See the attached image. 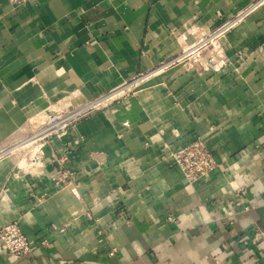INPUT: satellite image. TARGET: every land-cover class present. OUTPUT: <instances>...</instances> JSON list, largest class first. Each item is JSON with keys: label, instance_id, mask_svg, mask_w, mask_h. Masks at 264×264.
<instances>
[{"label": "crops", "instance_id": "crops-1", "mask_svg": "<svg viewBox=\"0 0 264 264\" xmlns=\"http://www.w3.org/2000/svg\"><path fill=\"white\" fill-rule=\"evenodd\" d=\"M250 1L0 0V123L102 105L37 146L0 131V228L32 246L0 264H264V5L214 33ZM197 138L218 166L190 184L163 155Z\"/></svg>", "mask_w": 264, "mask_h": 264}, {"label": "built area", "instance_id": "built-area-1", "mask_svg": "<svg viewBox=\"0 0 264 264\" xmlns=\"http://www.w3.org/2000/svg\"><path fill=\"white\" fill-rule=\"evenodd\" d=\"M17 4H22L30 0H14ZM264 5V0H252L243 8L239 9L230 19L223 22L214 31L216 35L222 34L231 30L233 27L241 23L246 17L256 11L258 8ZM139 78L133 79L131 82H125L118 89L111 91L108 94V98H112L113 95L122 89H126L130 84L138 83ZM94 102L98 103L97 106H93ZM102 105L99 101H91L83 105H72L66 108L59 109V111L51 110L47 116L44 126L36 130L38 136L33 138L22 139L18 144H22L27 141L26 146L36 144L37 141H43L51 136H64L69 129L73 127L77 122L87 117L94 111L100 109ZM33 156H36L34 153ZM37 158V156L35 157ZM163 159L168 161L169 166L179 168L186 181L190 184L195 183L203 176L215 170L218 166L216 157L209 145L201 138H197L187 145L171 149L166 146V152L163 155ZM57 161L61 164V174L58 177V181L61 186L76 184V175L73 171L68 169L65 164L69 161V153L62 154ZM240 195L237 206H241L244 209L248 207L243 206L242 195L244 191L240 189ZM170 220L172 218L170 217ZM264 239V231H257L254 234L253 240ZM0 247L4 251L13 256H24L31 252V242L25 233L22 231L18 222H10L0 228Z\"/></svg>", "mask_w": 264, "mask_h": 264}, {"label": "rangeland", "instance_id": "rangeland-1", "mask_svg": "<svg viewBox=\"0 0 264 264\" xmlns=\"http://www.w3.org/2000/svg\"><path fill=\"white\" fill-rule=\"evenodd\" d=\"M74 104L77 106L79 103L78 102H74ZM98 103H96V105L94 106H97ZM101 107V106H99ZM59 108L60 107H50V108H47V107H39L37 110H33V109H36V107H34L32 109V107H28V108H24V109H19V108H12L11 110V118H13L12 120H9L5 125H3V123H0V131L4 132V131H7V132H12L14 133V135H16L15 133H17L16 131L18 130H38L40 129L41 127L44 126V123L46 122V119H47V116L49 114V112L51 110H56V111H59ZM28 111V112H27ZM31 111V112H30ZM32 113V114H31ZM43 115V117L41 116ZM43 119V120H42ZM19 137L17 136H8V137H4V138H0V146H13L16 142H18ZM28 142L25 141L23 142L22 144H15L14 146L15 147H12L11 149H14L16 147H19V146H24L25 144H27ZM27 147H30V145L26 146ZM25 147L20 149L19 151H16L14 152V154H12L13 157H16L18 156L19 153H21V156L19 157L21 160V158H26L25 157ZM3 154V153H2ZM1 155V154H0ZM24 163L26 162L25 160L23 161ZM22 162V163H23ZM26 166V164H25Z\"/></svg>", "mask_w": 264, "mask_h": 264}, {"label": "bare ground", "instance_id": "bare-ground-1", "mask_svg": "<svg viewBox=\"0 0 264 264\" xmlns=\"http://www.w3.org/2000/svg\"><path fill=\"white\" fill-rule=\"evenodd\" d=\"M212 44H213V43H212ZM205 47H206V46H205ZM214 48H215V47H214ZM190 49H191V48H190ZM196 55H197V54H196ZM198 59H199V58H198ZM198 59H197V60H198ZM57 107H58V106H57ZM41 116L43 117V115H41ZM42 120H43V119H42ZM23 164H24V162H23Z\"/></svg>", "mask_w": 264, "mask_h": 264}]
</instances>
